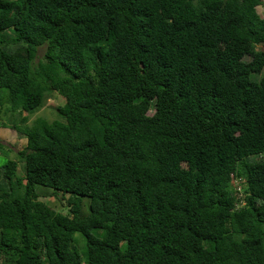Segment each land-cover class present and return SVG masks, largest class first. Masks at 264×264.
<instances>
[{
	"label": "trees",
	"instance_id": "1",
	"mask_svg": "<svg viewBox=\"0 0 264 264\" xmlns=\"http://www.w3.org/2000/svg\"><path fill=\"white\" fill-rule=\"evenodd\" d=\"M263 1L0 0V262L264 264Z\"/></svg>",
	"mask_w": 264,
	"mask_h": 264
},
{
	"label": "rangeland",
	"instance_id": "2",
	"mask_svg": "<svg viewBox=\"0 0 264 264\" xmlns=\"http://www.w3.org/2000/svg\"><path fill=\"white\" fill-rule=\"evenodd\" d=\"M257 13L260 15L261 18H264V1L263 5L258 6L256 8ZM259 49H262L263 47H258ZM42 56V49H39L38 51V57L40 58ZM264 74V71L262 72ZM262 73L260 75H262ZM260 75H255V76H260ZM256 78H254L255 80ZM50 100L47 101V103L44 105L43 108L39 109L38 112L27 115V113L23 112L21 113V116H28V123H32L35 119L38 117L44 118L48 121H54V120H61L59 115L56 113L55 108L62 104V99L56 95L53 94L49 98ZM16 119L20 115L19 113H15ZM6 117L3 114V109L0 110V144L2 147H0V152H5L8 150V157L12 160H16V153L20 150H22L25 147L26 140L23 138H20L17 133L10 129V126H6ZM1 124H5L7 128L1 127ZM3 126V125H2ZM3 154V153H2ZM5 156H0V160L3 161L5 160ZM19 173H23L22 166H19L18 168ZM37 190L39 188L37 187ZM49 191H40L42 194L39 197V199L43 202H45L49 207L52 209L56 210L57 212L63 213V214H68L69 208L67 207V200L69 197L67 195H62L59 192H54L53 190L48 189ZM57 194L54 196L53 194ZM88 199L83 198L81 202L83 214L88 212ZM77 237V235H76ZM79 247H81L82 251V246L79 244ZM0 264H2L0 262Z\"/></svg>",
	"mask_w": 264,
	"mask_h": 264
}]
</instances>
